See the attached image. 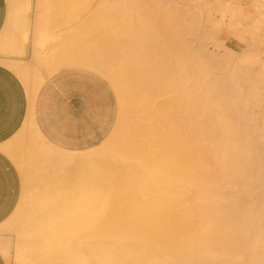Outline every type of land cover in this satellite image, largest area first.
I'll return each instance as SVG.
<instances>
[{
	"label": "bare ground",
	"instance_id": "obj_1",
	"mask_svg": "<svg viewBox=\"0 0 264 264\" xmlns=\"http://www.w3.org/2000/svg\"><path fill=\"white\" fill-rule=\"evenodd\" d=\"M32 1L10 0L7 25L24 23L12 22V31L17 26L20 32L16 40L7 26L6 33L15 36L9 33L7 48L22 37L23 52L30 38L31 51L49 73L65 65L98 70L117 86L126 106L119 133L88 149V156L50 151L45 161L39 155L42 163L38 156L27 160L32 167L38 159L39 168L32 176L26 167V187L44 188L33 190L29 202L26 192L15 221L4 224L18 232L15 264H264V62L252 64L262 59L255 55L249 63L235 62L234 49L212 39L225 13L237 28L240 12L247 20L238 27L244 32H259L264 20L246 17L230 1L233 6L211 0L223 6L212 8L225 17L210 20L207 4L204 22L214 21L209 28L215 30L202 34L203 16H188L192 7L184 10L183 0ZM63 16L69 20L61 24L63 32H73L61 41L53 34L51 42L47 35L60 25L51 22H63ZM207 34L204 43L220 42L225 52L207 51L199 40ZM0 61L22 71L28 85L45 78L36 70L32 78V70L8 56ZM95 172L101 185L94 182ZM82 177L92 179L83 193L59 191ZM0 240L8 251V239Z\"/></svg>",
	"mask_w": 264,
	"mask_h": 264
},
{
	"label": "crops",
	"instance_id": "obj_2",
	"mask_svg": "<svg viewBox=\"0 0 264 264\" xmlns=\"http://www.w3.org/2000/svg\"><path fill=\"white\" fill-rule=\"evenodd\" d=\"M224 1H227V4L230 1L234 6L237 4V8L243 11L246 17L262 18L264 20L263 0ZM230 3L228 5H231ZM259 5H262L261 8ZM9 8L10 0H0V47L4 52L18 50L22 53V49L19 47V39L22 37L18 39V43L15 41L17 44L15 47L7 48L6 46L7 38L11 37V32H15L17 27H14L15 29L12 31V22L14 25L20 24L19 20L16 23L13 20L9 25L11 32L6 33L8 31L7 24H9L7 14L10 13ZM258 10L259 12L262 10V12L259 13ZM258 15L260 16L257 17ZM22 22L24 23V21ZM20 25L19 27L22 30L23 27ZM259 32L255 31L254 35L251 32L241 33L228 30L224 34V36L226 35L224 42L227 45L239 46L242 49L248 45L250 46L251 43H255L256 45H254L257 48L255 49L262 53L264 62V24ZM16 33L18 35L20 32H15L16 38L14 40L20 36H17ZM11 35L12 38L15 37L13 34ZM254 38L257 41L254 42ZM247 39H250V41ZM7 56L18 63L20 62L18 61L20 60L18 55L0 53V59ZM19 72L9 64L0 61L1 239H6L5 231H2L7 226L4 227V224L10 222L11 217L22 201L25 187L29 181L25 180L24 174L31 171L30 173L33 176L39 168L37 167L39 165H36L39 162L38 159L34 161L35 164L33 163L36 168L32 169V164H30L32 167L28 166V163H31L28 162L30 156L33 155L32 158L38 156L42 163V160L45 161L50 151L79 155L83 151L98 146L113 132L118 122L120 110L119 96L116 89L106 76L93 68L77 65L65 67L54 71L38 85L30 82V86L27 84L30 80H24ZM35 152H39V154ZM32 158H30V161H32ZM26 167H30V171H27ZM32 170H35V172L33 173ZM25 171L26 173H24ZM27 175L29 176V174ZM1 243L0 264H10Z\"/></svg>",
	"mask_w": 264,
	"mask_h": 264
},
{
	"label": "rangeland",
	"instance_id": "obj_3",
	"mask_svg": "<svg viewBox=\"0 0 264 264\" xmlns=\"http://www.w3.org/2000/svg\"><path fill=\"white\" fill-rule=\"evenodd\" d=\"M18 1H19V0H18ZM21 1L23 2V0H21ZM24 1H25V0H24ZM26 1H27V0H26ZM30 1H32V0H30ZM34 1H35V0H33L32 2L34 3ZM41 1H42V0H39V1L36 0V5H37V4L40 5V4H41ZM171 1H172V0H171ZM174 1L176 2V1H180V0H174ZM174 1H172V2H174ZM181 1H182V0H181ZM184 1L186 2L187 0H183V1L180 3L184 10L187 9V8H189V10H190V7H192V8H194L195 10H194V9L192 10V8H191L192 12H191V10H190V14H191V13L193 14V11H194V13L198 14V16H199L200 13H201L200 17L203 16V18H202L203 20H201L200 18H198V16H194V15H196V14L193 15L194 18H195V21H197L196 19H198V21H199V19H200V21H199V22H200V28H203V27H201V25L205 27V28H203V29H199V30H201V33H202V34H204V31H205V30H206L205 33L207 32V29L209 28L210 24H211V25H214V24H215L214 21H215V18H216V17H217V20H218V19H219V18H218L219 16H223V15L221 14L222 11H221L220 9H219V10L221 11V13H220L219 11L214 12V10H216V8L213 9L212 7H214L215 4H214V5H213V4L211 5V3L213 2V0H212V1H211V0H207L205 3H204V0H203V2L200 0V2H202V3L197 2L198 0H192L193 2H192L191 0H188V1L191 2V3H188V2H187L186 5H185ZM208 1H211V3L209 4ZM214 1H215V0H214ZM32 2H31V3H32ZM37 2H38V3H37ZM39 2H40V3H39ZM20 3H21V2H20ZM33 3H32V5H33ZM182 3H184V6H183ZM225 3H226V2H225L224 0H221V1L219 2V4H221V5H223V6L226 5ZM189 4H190V7H189ZM201 4H202V5H201ZM203 4H204V5H203ZM207 4H209V7H208V8L210 9V11L207 10V9H208V8L206 7V6H208ZM216 5H217V4H216ZM216 5H215V7H217V6L220 7V6H221V5H217V6H216ZM227 5H228V4H227ZM63 6H64V5H63ZM63 6H62V7H63ZM65 6H66V5H65ZM187 6H188V7H187ZM202 6H203V7H202ZM223 6H221V7H223ZM57 7H58V6H57ZM66 7H67V6H66ZM184 7H186V8H184ZM199 7H200V8L202 7L203 9L206 8V10H207V14H209L208 12H210L211 14H213L215 17H214L213 15H211V14L207 15V17H208L210 20H214V21H210V22H208V23H207V21L204 22V20L206 19V17H205L206 14H203V11H204V12H206V11H205V9L203 10L202 8H201V9H202V11H201V10L199 9ZM221 7H220V8H221ZM53 9H54V8H53ZM63 9H64V11H62ZM63 9H62L61 11L66 15V13H67L68 11L65 12V10H68V8L65 9V7H64ZM211 9H212V12H211ZM51 10H52V9H51ZM69 10H70V9H69ZM217 10H218V7H217ZM187 11H188V10H187ZM188 12H189V11H188ZM63 13H62V15H63ZM182 13H183V12H182ZM214 13H215V14H214ZM239 13H240V12H239ZM239 13H238V11H237L236 15H238V17L241 18L242 20L239 19V23H237V24H239V26H238L239 28H240L241 26H242L241 28H243V25H242V24H247V22H246L247 20L245 21L244 18L240 17V16H239ZM30 14H31V15H30ZM32 14H33V13H32V11L30 10V12H29V14H28L29 17H30V19H32V16H33ZM68 14H69V13H68ZM68 14H67L66 17H68ZM188 14H189V13H188ZM188 14H186V15H188ZM190 14H189L188 16H192V14H191V15H190ZM181 15H183V14H181ZM210 15H211L212 19L209 17ZM226 15H227V16H226ZM240 15H241V14H240ZM58 16H59V15H58ZM193 16H192V17H193ZM225 16H226V17H225ZM225 16H223V17H225V18H224V22H225L224 25H225V26L223 25L222 28H221L220 30H218V31H214L215 29H213L212 26L210 27V28H212V29H211L212 32H213V31L215 32L214 34H215L216 36L213 35V36H212V39L214 40V38H215L216 43H218L217 40H219L221 43L224 42V37L226 36V35L224 36V34H225L226 32H228V30L237 31V32H241V33H248V32H246V31H245V32L242 31V29L240 30L238 27H237V28L235 27V24H236V23L234 24V22H236V21L233 22V21L231 20V17H230L231 15H230V13H225ZM63 17H64V16H63ZM66 17H64V18H66ZM196 17H197V18H196ZM59 18L62 19V16H59ZM59 18H58V19H59ZM64 18H63V20H64ZM204 18H205V19H204ZM208 18H207V19H208ZM220 18H221V17H220ZM235 18H236V17H235ZM61 19H59L58 21L62 22ZM207 19H206V20H207ZM225 19H226V21H225ZM56 20H57V19H56ZM193 20H194V19H193ZM217 20H216V21H217ZM230 20H231V21H230ZM243 20H244V21H243ZM54 21H55V20L52 21L53 23H52L51 21H50V22H51V24H53V27H54V28L56 27L57 24H60L59 26H57V29H58L59 27L62 28V30L59 29L61 33H60L59 30H57L56 28H55V30H57L56 32H54L55 30L52 31L53 28L51 27L52 30L49 29V31H48L47 33H49V32L52 31V32H51L52 34L50 33V35L48 34L47 36H48V37H49V36L52 37L53 34L56 35V36L53 35L52 39H53L54 37H55V38H58L57 36H59L60 39H59V40L56 39V42L61 41L62 38H63L65 35L67 36L68 33L70 34V33L73 32V31H72V32H71V31H69V32H63L64 30H63V27H61V24H63V23L66 24V23H67V25H68V24H69V23H68L69 20L67 21V18H66V20H64V21H66V22L63 21L62 23H60V22H58V21H57V22H58V23H57V22L55 21V22H56L55 26H54V23H55ZM216 21H215V22H216ZM241 21H242V22H241ZM211 22H212L213 24H212ZM232 22H233V24H234V27H233V28L231 27L233 24H232V25L230 24V23H232ZM237 22H238V21H237ZM47 23H49V21H48ZM202 23L205 24V25H203ZM241 23H242V24H241ZM249 24H250V23H249ZM251 24H253V23H251ZM49 25H50V24H49ZM67 25L64 26V27H66L65 31H68V27H67ZM198 25H199V24H198ZM240 25H241V26H240ZM210 28H209V29H210ZM50 30H51V31H50ZM211 30H208V32L210 31L209 33L212 34ZM226 30H227V31H226ZM244 30H245V29H244ZM248 31L253 33L254 31H256V29H255L254 31H253V30H248ZM62 32H63V33H62ZM208 32H207V33H208ZM216 32H217V34H216ZM58 33L61 34V36L58 35ZM63 34H65V35L63 36ZM202 34H201V35H202ZM201 35H200V37H199V38H201V39H199L198 37H197V38L200 40V42H203V45H205V46L207 47V48L205 47L207 51H208V49L211 50V48H212V49H213L214 51H216V52H217V50H218L219 52H222V53H223V52H225V50H224V46H222V45H226V46H228V47L233 48V49H234V52H233V53H235V54H232V51H231V54L234 56V58H236V59H234V61L236 60L235 62H237L238 59H239V62H243V61L245 62V61L247 60L248 62H247V61H246V62L249 63V61H250V62L252 61V57H253V55H255L256 57L258 56V57H260V58L262 57V53L256 51V49H255V45H254V44H251V45H252V47H253L255 50H251L252 47H251V45H250V46H247V48H245V49H248V48H249V50L245 51V49H242V48H240L239 46H230V45L225 44V42H224V44H222V45H221V43L219 42V44H218V46H217V44H215V42H214L212 39H211V40L209 39L208 41L205 40L206 44L208 45V46H207V45L204 43V40H202V39H208V38H210V37H209V34H207L208 36L206 35V37H204V35H203V36H201ZM62 36H63V37H62ZM66 36H65V38H67ZM51 37H49L48 40H50ZM61 37H62V38H61ZM203 37H204V38H203ZM195 38H196V37H195ZM197 38H196V39H197ZM196 39H195L194 42L197 41L196 46H198V45H200V44H198V39H197V40H196ZM29 40H30V38L27 40V42H26L27 45H25V50H24L22 53L19 52L18 50H17V51H12V52H4L3 49H2V47H0V53H4V54H7V55H12V54H13V56L18 55L19 58H20V57L22 58V59L20 58V60H18V61H20L19 63H22V65H24V66H23V67H24V70H25V69H26V70H29V71H27V72H31L30 70H32V73H33L34 75L31 74V77H32V76H33L34 78L36 77V75H35V73H34V71L36 70L37 73H38V72H39V73L41 72L43 75H45V78H46V77H47L48 75H50L51 73L48 72V70L46 69L45 65H44L42 62L37 61V60H38V59H37V58H38V55L35 54L34 50L31 51V50L33 49V48L31 49V47H32V41H31V40L29 41ZM53 40H55V39H53ZM57 40H58V41H57ZM64 40H65V39H64ZM201 40H202V41H201ZM50 41L52 42V40H50ZM54 42H55V41H54ZM57 44H58V43H57ZM28 45H29V46H28ZM203 45H201V46H203ZM215 45H216V46H215ZM219 45L222 46V48H221V47H220V48H217V47H219ZM253 45H254V46H253ZM0 46H1V44H0ZM226 46H225V47H226ZM250 47H251V48H250ZM205 48H204V46H203V49H205ZM253 48H252V49H253ZM225 49H226V48H225ZM250 50H251V51H250ZM18 52H19V53H18ZM33 52H34L35 56H33ZM211 52H213V51L211 50ZM247 52H249V53H251V54H250L249 56H247V55H248ZM11 53H12V54H11ZM31 53H32V55L30 56ZM244 53H246V54H245L246 56L243 58ZM240 54H243V55L241 56V59L239 58V57H240ZM21 55H22V56H21ZM23 55H24V56H23ZM32 56H33V58H32ZM237 57H238V58H237ZM249 57H250V58H249ZM258 57H257V58H258ZM23 58H24V59H23ZM25 58H26V59H25ZM28 58H29V59H28ZM30 58L33 59V60H34V58H35L37 62H35V60L33 61L34 63L31 62L32 60H30ZM23 60H25V61H23ZM26 60H27V61H26ZM234 61H232V62L234 63ZM256 61H257V60H254V63L252 62V64L256 65V64L258 63V65H259V64H260V61H261V63H262V61H263V57H262V59H259V58H258V62H256ZM28 62H29V63H28ZM232 62H228V63L225 62V63H223V65H225V67H227V65H229V64L231 65ZM244 62H243V63H244ZM246 62H245V63H246ZM26 63H27V64H26ZM35 63H38V64H37V65H38L37 67H36ZM40 63H41V65H42V67L39 66ZM233 63H232L231 66H233ZM255 63H256V64H255ZM25 64H26L27 67H25ZM30 64H31V65H30ZM32 64H33L34 66H32ZM234 64H235V63H234ZM258 65H257V66H258ZM10 66H11V65H10ZM69 66H76V65H69ZM69 66H67V65H65V66H61V67L58 68V70H60V69H62V68H65V67H69ZM28 67H29V69H27ZM38 67H39V68H38ZM84 67H87V66H84ZM13 68H14V67H13ZM31 68H32V69H31ZM41 68H42V69H41ZM14 69H16V68H14ZM37 69H38V70H37ZM16 70H17V69H16ZM26 70H25V71H26ZM262 70H263V69H262ZM17 71H18V70H17ZM18 72H19V71H18ZM262 72H263V74H264V70H263ZM21 73H22V71L19 72V74H21ZM37 73H36V74H37ZM39 73H38V74H39ZM41 73H40V74H41ZM102 74H103V73H102ZM22 75H23V74H22ZM22 75H21V76H22ZM103 75H104V74H103ZM37 76H38V75H37ZM104 76H106V75H104ZM22 77L24 78V76H22ZM33 77H32V78H33ZM106 77H107V76H106ZM32 78H31V80H33ZM37 78H38V77H36V80H37V81H36V80H33V81H34V82H33L34 84H35L36 82H38V79H37ZM107 78L109 79V77H107ZM29 79H30V78H29ZM109 80H110V79H109ZM110 82L112 83V85L114 86V88L116 89V91H117V93H118L120 110H119V118H118V122H117V124H116V126H115L113 132L110 134V136H109L108 138H110L112 135H113V136H116L115 134H116L117 132L119 133L120 127H121V125H122L121 120H122V118L124 117V115H122V114H124V110H125V107H124V106H126V105H123V101H122V99H121V96H120V93H119V90H118L117 86L113 83L112 80H110ZM37 84H38V83H37ZM37 84H35V85H37ZM123 107H124V108H123ZM122 108H123V109H122ZM122 110H123V111H122ZM260 120H261V122H262L263 125H264V118H261ZM120 123H121V125H120ZM262 128H263V129H262V132L264 133V131H263V130H264V127H262ZM116 130H117V131H116ZM114 132H115V133H114ZM262 132H260V133H262ZM260 133H258V135H260ZM263 133H262V134H263ZM255 135L257 136V133H256ZM117 136H118V135H117ZM260 136H261V135H260ZM108 138H107V139H108ZM107 139H106V140H107ZM262 139H263V138H262ZM106 140L103 141L102 143H100L99 145L103 146V144L106 142ZM99 145H98V146H99ZM98 146H97L96 148L101 147V146H99V147H98ZM91 150H93V149H91ZM91 150L83 151V152H81L79 155H84V157H85V156L88 154V152L91 151ZM67 154H68V153H67ZM69 154H70V153H69ZM71 155H74V154H71ZM87 156H88V155H87ZM40 163H41V162H40ZM95 166H96V165H95ZM93 168H96V167H93ZM96 172H98L99 175L101 174L100 171H96ZM96 172L94 173V176H95L94 182H96L95 184H100V185H101V181L98 179V176H99V175H95V174H97ZM82 178H83V177H82ZM82 178H81V180H80L79 182H76V183H75V185L77 184V186L74 185L75 187H74V186H73L72 188H69V187H68V188H66V190H65V188H62L64 185H62V186L60 187L61 189H59V191H62V190H63V193H65V191H67V190L70 191L69 193H67V192H68V191H67V192H66L67 194H72L71 191H72L74 194H75V191H76V193H78V192H79V193H83V191H85V189H84L85 186H84V185H87V184L90 185L92 179L90 178V179L85 180V178H83V181H82ZM84 180H85V181H84ZM82 183H83V184H82ZM27 184H29V182H28ZM57 184H58V183H57ZM82 185H83V186H82ZM27 186L29 187V185H27ZM39 186H40V185H38L37 187L39 188V191H41L44 187H42V186L39 187ZM28 187H27V189H26V187H25L24 195H23V198H22V201L25 199V200L23 201V202H25V203H26V199H27V198H25V193L27 192V197H28V201H27V202H29V198H30V200H31V199L33 198V196H34V195H30V194L33 192V190L35 191L36 188H37V187H35V189H32V191H31L30 188H28ZM79 187H80V188H79ZM81 187H83L84 190H83V189L81 190ZM58 188H59V186H58ZM29 190H30V192H29ZM80 190H81V192H80ZM97 190H98V193L101 192V191H99V190H101V189H97ZM97 190H96V191H97ZM39 191H38V189H37L35 192H33V194H37ZM109 191H110V192H115V191H112V190H109ZM106 192H108V190H103V193H106ZM63 193H62V194H63ZM28 195H29V196H28ZM63 195H65V194H63ZM67 197H69V198H73V197H70V195H67L66 198H67ZM22 201H21V204H22V205H19V206H21V207L23 206V204H25V203H22ZM18 208H19V207H18ZM17 211H18V210H17ZM15 213H18V212H15ZM15 213H14V214H15ZM14 214H13V216H12L14 220H13L12 217H11L12 221H15V218H14V217L16 216V214H15V216H14ZM17 217H18V214H17ZM10 224H12V223H10ZM7 226H8V225H7ZM11 226H12V225H9L8 227H11ZM9 229H10V228H8V231H7V228L2 229V231L6 230V231H5V234H6V237H7L6 239H8V241H9V250L7 251V250L4 249L3 247H2V248L4 249V251H5V253H6L7 257H8V261L10 262V264H15V262H16V257H17V247H18L17 243L19 244V242H18V241H15V239L17 240L19 236H18V232H15V231L11 232V229H10V230H9ZM12 229H14V228H12ZM14 230H15V229H14ZM7 232H8V234H10L9 236H8ZM16 234H17V235H16ZM15 235H16V236H15ZM18 240H19V239H18ZM16 242H17V243H16ZM14 244H15L16 246H15ZM1 246H2V245H1ZM14 247L16 248V249H15L16 252H14ZM13 257H14V258H13Z\"/></svg>",
	"mask_w": 264,
	"mask_h": 264
}]
</instances>
